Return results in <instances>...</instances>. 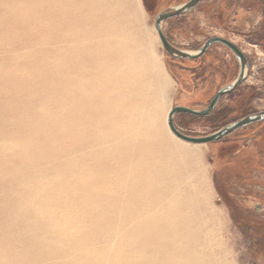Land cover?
Returning <instances> with one entry per match:
<instances>
[{
	"label": "rangeland",
	"instance_id": "1",
	"mask_svg": "<svg viewBox=\"0 0 264 264\" xmlns=\"http://www.w3.org/2000/svg\"><path fill=\"white\" fill-rule=\"evenodd\" d=\"M186 1L119 0L114 11L135 18L129 27L145 44L150 79L169 80L160 119L169 105L203 109L239 69L219 43L196 59L174 58L163 49L155 17ZM14 9L21 11L12 19ZM44 12L30 0H0V264H166L176 257H184L183 264H264V120L195 145L192 160L178 157L177 143L157 133L111 159V74L92 64H54L60 46L71 44L49 38L54 24ZM161 29L184 50L210 37L228 39L251 65L246 81L211 114L175 113L180 132L208 135L264 110V0H201L164 20ZM188 165L196 170L190 169L198 221L182 224L180 239L190 245L179 252L164 248L177 237L158 223L153 207L160 203L149 200L151 184L142 171L187 177ZM161 178L153 186L172 182L162 185ZM135 180L140 183L132 189ZM155 189L158 197L169 191ZM189 227L201 234L193 236Z\"/></svg>",
	"mask_w": 264,
	"mask_h": 264
},
{
	"label": "bare ground",
	"instance_id": "2",
	"mask_svg": "<svg viewBox=\"0 0 264 264\" xmlns=\"http://www.w3.org/2000/svg\"><path fill=\"white\" fill-rule=\"evenodd\" d=\"M30 2L33 8L44 9V15H49V20L53 22L54 26L46 32L49 38L65 39L71 44L60 46V58L54 64L56 62V65L65 64L69 68L84 63L92 64L105 67L111 74V135L108 138V142H111V159L118 155L127 156L129 149H139L137 145L139 139L145 140L157 133L174 144L177 143L178 157L184 155L192 160L195 154L193 148L197 147L195 146L197 144L179 139L166 126L165 115L168 114L170 105L160 119L162 109L160 100L164 98L165 87L169 85V80L160 84L157 80L150 79L154 71L147 63L145 44L140 39L136 27H129L135 18L129 14L123 17L117 16L114 12L116 6L121 4L119 0H30ZM20 11L14 9L12 14L15 17L12 19L17 18L16 15ZM82 91L90 97L93 94L91 91ZM190 169L194 174L196 172L195 167L191 168L188 165L187 177L177 176L175 172L173 177H164L163 174H156L155 171L150 170L148 173L142 171L145 182L151 184L146 189L149 200L160 203L159 206L153 207L155 209L153 213L161 217L158 223L163 229L170 226L169 229H172L177 237L176 240L165 242L164 248L179 252L190 245L189 241L186 244L180 239V235L182 236L186 231L182 224L190 222L194 224L198 221L194 209V206L199 204L197 183ZM160 177H162L160 180L162 185L164 181L169 182L168 178H172L170 179L172 182L169 186H153L157 182L155 179ZM137 179H141L140 172ZM135 183L140 182L135 180L132 189ZM117 185L119 186V183ZM112 187L113 182H111V199H116L117 191ZM155 188L160 191L169 189V191L166 195L158 197L155 195ZM132 189H128L130 194ZM131 195L134 196L133 193ZM200 222L204 224L202 220ZM153 223L157 224L156 218ZM187 230L192 231L191 234L195 237L201 234L198 229L192 227ZM185 239L187 240L186 237ZM182 258L184 259V257H176L165 263L183 264Z\"/></svg>",
	"mask_w": 264,
	"mask_h": 264
},
{
	"label": "water",
	"instance_id": "3",
	"mask_svg": "<svg viewBox=\"0 0 264 264\" xmlns=\"http://www.w3.org/2000/svg\"><path fill=\"white\" fill-rule=\"evenodd\" d=\"M200 0H188L178 6H175L173 8H170L168 10L160 12L158 15H156L155 20H154V27L156 29L158 38L161 42V45L163 49L171 56L174 58H189V59H194L199 56H201L205 50L212 44L214 43H219L224 46H226L228 49L231 50V52L234 54L236 57L238 64H239V69L236 77L231 81L229 84L225 85L224 87L220 88L212 97L210 102L206 107H204L201 110H196L192 109L189 107L185 106H174L172 107L167 115V123L170 131L179 139L184 140L189 143H195V144H205L213 141H217L221 139L223 136L231 133L232 131L241 128L245 125L251 124L256 121L264 120V110L252 113L249 115H246L240 119H237L236 121L227 124L218 130L204 136H189L186 134H183L180 132L174 125L173 123V115L175 113H188V114H193V115H198V116H204L207 115L211 112V110L215 107L217 104L219 98L224 95L232 92L239 84L243 83L244 80L247 77L248 74V63L247 60L242 53V51L230 40L222 38V37H210L204 41V43L196 50H184V49H179L172 44L169 43L167 38L162 32L161 29V24L164 22V20L173 17V16H179L182 15L183 13L190 11L193 9L196 4Z\"/></svg>",
	"mask_w": 264,
	"mask_h": 264
},
{
	"label": "flooded vegetation",
	"instance_id": "4",
	"mask_svg": "<svg viewBox=\"0 0 264 264\" xmlns=\"http://www.w3.org/2000/svg\"><path fill=\"white\" fill-rule=\"evenodd\" d=\"M201 1V0H200ZM199 1V2H200ZM198 2V3H199ZM197 3V4H198ZM196 4V5H197ZM196 7V6H195ZM183 15V14H182ZM179 16H181V15H179ZM237 46V45H236ZM238 47V46H237ZM239 48V47H238ZM208 49V48H207ZM206 49V50H207ZM240 49V48H239ZM205 50V51H206ZM241 50V49H240ZM242 51V50H241ZM242 53H243V51H242ZM244 54V53H243ZM244 56H245V54H244ZM200 57V56H199ZM245 58H246V60H247V63H248V74H247V77H246V79L248 78V76H249V72H250V69H251V65H250V62H249V60H248V58L245 56ZM194 59H196V58H194ZM246 79L244 80V82L246 81ZM243 82V83H244ZM243 83H241V84H239L233 91H235L239 86H241ZM232 91V92H233ZM232 92H230V93H232ZM230 93H228V94H230ZM225 95H227V94H224V95H222L220 98H219V100L223 97V96H225ZM214 95H212L210 98H209V102H210V100L212 99V97H213ZM219 100H218V102H219ZM217 102V103H218ZM213 110H214V108L211 110V112L209 113V114H211L212 112H213ZM259 111H262V109L261 110H256V111H252V112H249V113H247V114H245V115H242L241 117H238V118H236V120L237 119H240V118H242V117H244V116H246V115H249V114H252V113H256V112H259ZM209 114H207V115H209ZM193 115V114H192ZM207 115H204V116H207ZM194 116H198V115H194ZM257 122H259V121H256V122H253V123H251V124H254V123H257ZM263 122V121H262ZM251 124H248V125H251ZM248 125H245V126H248ZM245 126H243V127H245ZM243 127H241V128H243ZM238 129H240V128H238ZM238 129H236V130H238ZM236 130H234V131H236ZM233 132V131H232ZM228 135V134H227ZM227 135H225V136H227ZM225 136H223L222 138H224ZM220 140V139H219Z\"/></svg>",
	"mask_w": 264,
	"mask_h": 264
}]
</instances>
